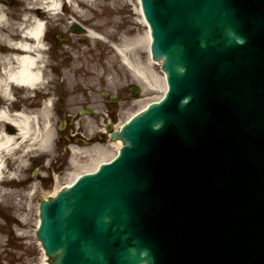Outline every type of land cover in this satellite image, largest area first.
I'll list each match as a JSON object with an SVG mask.
<instances>
[{"label":"water","instance_id":"95a60500","mask_svg":"<svg viewBox=\"0 0 264 264\" xmlns=\"http://www.w3.org/2000/svg\"><path fill=\"white\" fill-rule=\"evenodd\" d=\"M141 2L169 92L114 133V162L41 203L43 248L53 264H264V0Z\"/></svg>","mask_w":264,"mask_h":264},{"label":"bare ground","instance_id":"6f19581e","mask_svg":"<svg viewBox=\"0 0 264 264\" xmlns=\"http://www.w3.org/2000/svg\"><path fill=\"white\" fill-rule=\"evenodd\" d=\"M3 1L0 0V190H3L6 186L7 179L5 178V171L3 169L7 163L16 164V170L22 171L28 168L26 166V159L28 157H33L36 160L45 155V152H47V157L54 152L55 148L56 136L52 124L53 115H55L53 113L54 110H52L54 100H45L41 104L36 105L42 99L32 97V92L36 88L43 87L44 91H47V88L51 92L54 91V86L46 83L50 65L47 62L45 54L47 48L45 37L49 23L43 19L44 13H47L48 16H58L60 7L68 4L70 9L75 10L78 16L77 20L66 18L65 22L79 23V17L84 23L87 21L91 22L88 28L78 24L75 30L81 32H74L75 30H72L68 36L61 35L59 37L63 40L62 42H70L64 58L65 61L71 60L73 62L70 70L66 71L64 68L62 72L66 73L67 85L69 87L72 83H76L74 87L71 86L69 88L71 91L65 104L68 101V104L74 106L85 100L80 95V92H83V90H80L78 87H81L80 83H83L82 85L85 88L94 85L98 67L101 66L100 60L104 62L103 55L108 57L104 65H108L109 67L112 60V56L109 55L116 56L124 68L127 69L129 75L133 77L134 83H137V87L142 88V91L143 89L144 91L147 89L152 92L161 93L156 101L161 99L167 89L165 73L162 71L157 73L155 69L156 66H161V64L151 57L149 24L143 16L140 0H138L137 4L138 13L140 11L139 21L145 26L146 34L144 36L137 34L133 37L122 35V38L118 40L117 37H119L120 31L118 30L120 29L119 21L113 19L105 5H102L101 9H96L97 5L95 6L91 2L92 0H40L38 5H34L28 8V10L23 11V13H20L21 18L18 21H14L12 19L13 16L10 17L8 15L5 6L1 5ZM89 4L91 5L89 7L91 9L90 14H88V9H86ZM65 26H68V24ZM111 26L114 27L113 30H111ZM76 34H79V37ZM15 36L19 37L18 40H14L13 37ZM92 42L95 44L93 45ZM97 44L103 45L104 50L101 52L96 50L97 47L95 48L94 46H97ZM142 46H146L148 51L146 63L138 56V50ZM86 55L89 56L86 57ZM77 75H79L78 79L76 78ZM81 76H84V78H80ZM52 80L55 82V77ZM46 84L48 85L46 86ZM89 89H92V87H89ZM22 91L25 92L26 104L29 103V105L13 113L11 106L15 95ZM142 91L140 95L143 93ZM106 94L109 95V93ZM140 95L136 96L135 99H138ZM76 98L78 101L75 103ZM23 104L24 100L22 99L20 100V105ZM68 104L67 107L69 106ZM85 104H90L89 99L85 101ZM34 105H36L34 110L29 109ZM147 106L148 104H145L142 108L131 114L120 126L123 127L126 123H129L127 122L128 120L135 114L141 113ZM91 110V108L85 109V113ZM87 121L90 123V120ZM110 142V145L90 144L70 147L72 157L69 164L72 167L79 165V167L85 168L79 174L84 173L87 169V172L97 169L102 162L106 163L112 160L124 146V142L116 139H112ZM111 146L114 147L116 152L111 151ZM19 151H21L20 155L18 154ZM79 174L66 186L73 184L79 177ZM11 175V178L15 177L14 179L21 176L18 174V171L12 172ZM35 186L32 187L29 193H23L18 190V195H20V198L36 196V192L34 191ZM14 187L22 188L21 181ZM58 192L59 190L55 189L53 197L57 196ZM2 195L11 198L15 195V191L10 190L7 192L4 190L3 193L1 191L0 197ZM39 224L40 218L37 220V225ZM42 258H44L43 264H51L49 259L47 261L44 252Z\"/></svg>","mask_w":264,"mask_h":264},{"label":"rangeland","instance_id":"374dc122","mask_svg":"<svg viewBox=\"0 0 264 264\" xmlns=\"http://www.w3.org/2000/svg\"><path fill=\"white\" fill-rule=\"evenodd\" d=\"M16 1V6H11L13 16H15L16 13L20 14L24 10H28V8L34 5H38L40 2V0ZM91 2L94 3L95 6L97 5L95 7L96 9H101L102 5H105L113 19L119 21L120 29L118 30L120 31L117 40L122 38V35H126V37H133L137 34H141L143 36L146 34L145 26L139 21L140 11L138 13V0H92ZM86 9H88V14H90L91 9H89L88 6ZM71 15L73 16L72 12ZM43 17L46 18V15L43 14ZM69 17V15L64 16L63 14H60L58 21L57 19H54L55 17H47V19H49L48 22L52 24V29L54 31L52 33L55 37H60L61 35L68 36L71 33L72 24L70 25L69 22H65L66 18ZM13 20H16V18H13ZM78 22L83 24L82 26L84 27H89L91 25V22L87 21L84 23L80 18L78 19ZM66 24H68V26H65ZM113 29L114 27L111 26V30ZM62 30H64L63 32L66 33L64 34ZM92 44L94 45L95 43L92 42ZM69 45L70 42L68 41H58L57 45L54 47V50L52 49L51 53L47 54L49 52V49H47L46 53L50 62L52 61V63L60 64L59 67L64 66L66 71L70 70L73 65L71 60L65 61L64 58L65 52H67ZM94 47H97L96 50L100 52L104 50V46L101 44H97V46ZM146 48V46H142L138 50V56L145 63L147 60L146 58L148 57V51ZM88 56L89 55H86V57ZM109 56H112L110 67L108 65H104L105 61L108 60L106 55H103L104 62L100 60L101 66L98 67V73L95 77L94 85L89 86L92 87V89H89V87L85 88L82 85L83 83H80L81 87L78 88L83 90V92L81 91L82 93L80 92V95L84 97L85 100L78 105L75 104L78 101L77 98V100L74 101V106L68 104V101L67 104L69 106L67 107V104H65L66 99L68 100V95L71 91L69 88H71V86L74 87V84H76L72 83L70 87L67 85L66 73L62 72V74L59 76L61 78L58 80V82H54L53 86L57 91V93H55L56 95L54 94L53 97L55 105V110L53 113L55 115L53 116L52 124L54 126V130L57 129L64 121L62 117L64 113L66 114V112H70V114L75 115L82 108H91L94 110L96 109L97 111L94 113V115H92V117L84 115H81L80 117L81 121L87 128V135L90 136L93 132L98 130L99 127L102 129L110 122L109 112L107 111H110L111 105L108 103L107 105H104L103 100L106 98L111 100L117 96H119L122 101L120 104L122 106V111L119 116L120 120L115 121L117 122L116 127L118 128L121 123L131 114L135 113L145 104L155 101L161 95V93L152 92L151 90L147 89L144 91L143 89V93L138 97V99H135V93L130 88L131 83L135 81L116 56H113L112 54ZM155 69L157 73L162 71L160 66H156ZM49 76H51V74ZM54 77L56 78V75H54ZM76 78L78 79L79 75H77ZM80 78L83 79L84 76H81ZM105 92L109 93L108 97L104 95ZM38 97L39 96H37L36 99H38ZM88 99L90 104L85 105V101ZM23 100V105H18L19 101H17V99L12 105L17 107V110L20 111V109H22L24 106L26 107L29 105V103L26 104L25 99ZM29 109L34 110V108ZM17 110L12 109V112L15 113ZM88 117L90 119V123L86 121L89 120ZM94 117H98L97 123H99V127L97 124H95ZM77 119L80 120L79 118ZM62 146H64V138L59 137L55 142L54 152L48 155L49 159L45 160L47 155L45 154L36 161L27 160L28 167L30 168L28 170L19 172L21 174L19 178L26 177L28 178L27 181L33 182L34 186L36 185L37 190L34 189L36 191V196L20 198V195H18L17 192L18 190L23 193H29L30 190H26L25 186L22 187L23 189L9 186V188L6 189L7 192L14 190L15 195L11 198L3 195L0 197V264H43L44 258L42 257L44 251L40 247V242L36 238V229L38 226L37 220L40 218L39 204L41 200L49 198V196H53L55 189L60 190V188L71 182V180L77 174L85 169L83 167H79L78 165L67 168L66 170V166L64 164L66 161V158L64 157L65 152H60ZM110 149L111 151L116 152L114 147L111 146ZM59 170H64V172ZM15 184L16 182L11 183L12 186Z\"/></svg>","mask_w":264,"mask_h":264}]
</instances>
